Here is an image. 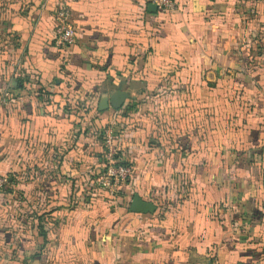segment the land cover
<instances>
[{
    "label": "crops",
    "instance_id": "0c3cea01",
    "mask_svg": "<svg viewBox=\"0 0 264 264\" xmlns=\"http://www.w3.org/2000/svg\"><path fill=\"white\" fill-rule=\"evenodd\" d=\"M149 4L0 0V264H264V0Z\"/></svg>",
    "mask_w": 264,
    "mask_h": 264
},
{
    "label": "built area",
    "instance_id": "2783aa9c",
    "mask_svg": "<svg viewBox=\"0 0 264 264\" xmlns=\"http://www.w3.org/2000/svg\"><path fill=\"white\" fill-rule=\"evenodd\" d=\"M156 5L161 13H171L175 10V0H147ZM55 40L59 44H71L74 42V26L71 22L69 6L61 2L54 12ZM103 166L95 178L96 183L115 192L120 185L126 182L131 174V167L127 164L115 163L114 158L118 152L116 133L111 126H106L102 131ZM7 180L0 174V190L4 188ZM213 264H218L215 260Z\"/></svg>",
    "mask_w": 264,
    "mask_h": 264
},
{
    "label": "water",
    "instance_id": "95a60500",
    "mask_svg": "<svg viewBox=\"0 0 264 264\" xmlns=\"http://www.w3.org/2000/svg\"><path fill=\"white\" fill-rule=\"evenodd\" d=\"M150 11L155 12L156 11V5L150 3L148 5ZM123 95L124 92L121 91L118 95H116L115 97L109 98V99H103L101 101H99V109H106L108 107V105H110L111 107L117 109L121 106L122 101H123ZM153 209V205L149 204V203H145L143 201H141V199L139 198V196L137 194H134L133 198L130 201V205H129V210L131 212H147V211H151Z\"/></svg>",
    "mask_w": 264,
    "mask_h": 264
},
{
    "label": "trees",
    "instance_id": "16d2710c",
    "mask_svg": "<svg viewBox=\"0 0 264 264\" xmlns=\"http://www.w3.org/2000/svg\"><path fill=\"white\" fill-rule=\"evenodd\" d=\"M119 153L117 152V155H115V158H114V162L116 163H121V164H125V163H122L121 161H120V158H119V155H118Z\"/></svg>",
    "mask_w": 264,
    "mask_h": 264
}]
</instances>
